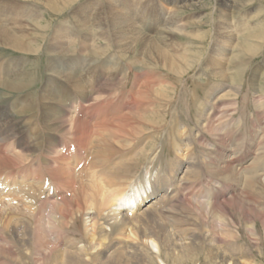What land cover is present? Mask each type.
I'll list each match as a JSON object with an SVG mask.
<instances>
[{"label":"bare ground","instance_id":"obj_1","mask_svg":"<svg viewBox=\"0 0 264 264\" xmlns=\"http://www.w3.org/2000/svg\"><path fill=\"white\" fill-rule=\"evenodd\" d=\"M35 1L37 2V0ZM43 1L47 3L51 10L57 13L64 7H69L68 5L74 0ZM57 2L60 3L61 6H58ZM224 2L225 6L228 5V0H224ZM100 4L102 3L100 2ZM110 5L111 1L107 0L105 5L100 6L102 8L100 13V7H92L91 5V24L89 15L85 12L84 7L80 6V8L78 7L74 10V17L76 19L74 18L75 20L73 21L77 22L76 27L79 29L88 28L91 30L93 27H96V31L106 36L104 38L108 40L104 46L105 48L98 47L100 53L106 51V48L110 44L109 35L111 36V32L119 27L122 38L118 41L114 40V44L118 43L121 50L132 54L130 61L128 60L127 64H124L125 68L122 67L125 69L124 71L112 64L110 73L106 71V67L103 69H98L96 67L97 71L90 76L88 73L92 69L91 64H84L83 61V63H79L78 58L71 59L72 63L70 65L69 63H65L64 65L66 67L63 68V65L60 64L57 56H55L63 49V43L58 41L54 49H49V52L54 50L55 53L47 58V68L49 74L51 73V78L49 77L50 82L40 88L38 94L41 95L37 97L38 94L34 96V93L31 92V88L35 82L33 78L35 70L33 71V69L36 68V64L30 63L31 60L27 62L28 58L26 57V59L23 60L25 61L24 63L13 62L4 65V70L2 71L3 79L1 77L0 87L6 88L11 93H18L17 97L10 103L15 105L19 104V113L24 111L27 112V114H25V119L21 121L25 126L12 131L9 135L5 133V127L3 126L4 116L0 113V189L4 190L8 188V191L6 190L8 193L5 195V198L12 199L17 203L14 208H8L9 202L0 198V207L2 211L0 225L4 227V233L9 235V238H5V242L7 243L6 246L2 249L0 248V258L9 259L13 264H28L29 262L30 264H99L100 258H105L102 264H121L120 260L123 258L127 259L133 255L140 256L139 254H144L145 252H150L152 257L159 262H162L160 259L162 258V254L164 257L167 256L170 259L181 260L184 258H192L200 252L203 254L202 256L207 258L208 262L213 264H246L242 256L244 258V256L248 254L239 255V252H237L238 255H234L232 251L228 249V243L218 238L215 233L208 237L207 245H204L203 238L199 234L193 235L194 237L192 236L189 238V242L185 243L182 241L183 238L175 236V230L172 228L168 230L167 224L160 222V216L150 220L146 218V222L144 221L145 223L140 220L144 215L147 216L148 211L146 209L149 210L150 208L161 206L160 210L163 212L161 200H163L162 197L166 194L168 195L167 210H170V208L174 206H179L182 209L185 208V199L182 198L180 191L179 195L175 193L176 190L174 188H171L170 191L168 189L169 193H166V187L162 189L161 179L158 178L160 174L157 176V180L155 179L157 185H155L154 182V184H150V180L146 175L141 180H138V176H135L134 172L147 158V156L145 157L146 154H144V148H146L147 145L145 140L147 138L145 137L147 132L141 129L142 126L138 128H133L134 125L129 126L131 123L130 115L132 113L133 116V112H143L147 116L145 118H150V120L165 113L166 107L171 103V90L168 91V87L164 85L169 80L167 79V81H165L163 78L156 80L155 78H157V76L154 78V76L150 75L151 73L149 74L146 70L149 66L154 65L155 68L159 67V71L161 68L165 67L168 70L176 72L175 74L178 75L181 72L179 71L181 66L174 64V62H176V56L183 57V55L178 54V52L175 53V48H169L170 37L175 35L173 26H177V23L175 24L176 21L174 22L169 19V16L168 18H163L161 15L158 16V14L153 13L139 19V23H141L142 19L145 18V21H142L144 27H154V22L157 21L155 25L159 27H157L158 32L156 33L154 31L153 34L156 35L154 38H158V41L150 43L148 41V34L142 33L141 31L142 24H139V27H137V22L132 21L141 16L137 14V10L132 4L130 5L131 10H128L130 13L129 17L127 16L128 18L121 10H109ZM115 6L122 9L124 4L118 1L115 2ZM26 8L28 9V7ZM26 8H24L26 15L23 17L35 22L37 20V15L30 9L26 10ZM5 10L4 4H0V44L7 45L13 48V50L24 54H32L35 52L32 48V40L27 44L22 39V34H19V36L15 35L16 27L12 26L13 24L11 21H7L8 19L6 18H9L10 14L5 13ZM87 17L89 18L87 19ZM220 18H222V16ZM12 20L16 22L15 18ZM129 26L130 32L137 38L136 44H140L142 47L141 53L137 50L135 37H132V41L134 42L133 46L124 43L129 40L128 35H125L127 34V30L124 28ZM68 28L70 27L58 29L60 30V37H64L65 40L69 39L71 44L75 36L71 31L67 30ZM175 28L180 30L178 27ZM230 32L231 31H228V34L223 31L221 34L219 33L222 37V44L226 39H231ZM197 34L198 40L202 39L204 36L201 35L199 31H197ZM53 35L55 36V33ZM23 36H25V34ZM100 38L101 36L99 35L97 39L101 40ZM245 41L246 40L243 42L240 41L239 43L241 45L238 43L237 47L243 49L241 52L244 54H253V52H251L252 45L249 44L248 41H246V43L249 45H246ZM93 43H95V41H93ZM148 45L149 47L147 48ZM213 53L215 54V62L213 60L210 66H214L218 70H215V72L213 70V74L208 76H211L213 82H222L221 85L223 86H225L223 83L233 79L232 81L236 85L231 90L236 93L241 91V76L246 69V67H242L245 61V58L242 57L244 54H236L238 62L232 61L233 71L231 72L232 76H229L223 72L226 63L224 61L226 57H228L229 51L225 50L224 45H221L218 47L214 46L212 54ZM121 56L125 58L123 55ZM187 57L188 56L184 57L187 63L185 69H181L182 72L192 66V61L189 62ZM223 57H225L224 61L221 60ZM15 60L18 59L15 58ZM113 60L115 59H108L106 64L107 69L108 65H110ZM120 60L122 61L121 57ZM221 61H223V64ZM122 62L124 63V61ZM26 64L30 65L27 69H23L22 66ZM140 64L144 66L141 68ZM81 65L85 66L83 67ZM134 65L136 66V71H139V73L136 71L133 73ZM53 72L58 76L59 80L71 82L73 85L72 93L69 94L64 91V95L69 98L67 103H62L63 96L58 97L60 95H58L56 90L58 88L60 89V85H56L55 80L53 81L54 78L57 79ZM128 76H132L133 81L128 88V94L120 98L121 104L113 106L112 102L107 98H105L106 105L104 107L101 103L89 106L84 103L95 98H101L102 92L106 91L103 89L105 87L114 86V84L118 82L117 78H122L121 81L125 78V82L127 83L128 78L126 77ZM101 83H103V85H101ZM126 83L122 84L125 85ZM42 93L47 99L54 103V106H44V110H41L43 116L38 118L36 116L37 113L34 114L33 111L35 108L40 109L38 104L44 98ZM229 94L230 93L224 91L218 100L223 97L226 98ZM192 97L194 98L193 95ZM193 98L192 103H194ZM207 98V91H205L202 95V99L206 101ZM214 102H217V100H214ZM256 102H259L258 99H256ZM262 103L264 104V101ZM202 104L200 103V105ZM209 110L211 111V107ZM210 111H206V108L203 106H194L192 109L194 117V119L191 120L193 121L192 128L200 125L205 132L214 133L208 123L210 119L208 113ZM133 118L137 119L136 116H133ZM91 121H95L97 124L92 126L90 125ZM146 122L148 123V121ZM27 126H30V129L26 132V136L16 139V142L7 143L10 138H16V134ZM128 128L132 130L130 131ZM32 130H35L36 134L34 138L30 140ZM189 131L191 132L190 129ZM198 133L201 134L202 130L199 129ZM135 139L138 140V143L139 141L142 143L136 147L135 150L137 151L134 155L133 153L126 152V150L131 148L134 141H136ZM4 144H7L9 147L3 146ZM14 150L18 151V153L13 154L18 157V159H13L11 162L10 156H12L11 152ZM22 151H36L37 153L30 157L21 156ZM43 151L46 153L45 158H41ZM2 152L7 154H3ZM90 155L91 157H89ZM108 156L111 158L108 159ZM7 159L8 163L6 162ZM155 160L156 155L150 159L148 163H154ZM160 160L162 159L159 158V161ZM168 163L169 161L166 164ZM159 166L163 167L161 165ZM182 167L192 169L194 165L183 162ZM145 170L146 172L148 171L147 168ZM219 171L227 172L226 167L223 166L219 167ZM77 172H79V179L76 176ZM160 172L161 170L159 169L157 174ZM182 174L184 175V173L178 170V173H174L173 175L169 173V177L174 180L173 182H176L179 181ZM248 179H250V177ZM85 185H88L89 188ZM26 186H30V188L27 192L22 193L24 195L23 197L28 198L30 193H32V198L30 196L29 203H22L26 215L28 214L27 216H29V218H27L28 222H26L23 213H20L23 209H19L21 204L18 198L21 194L20 191H23L20 190V188ZM150 187L152 188L151 192H149ZM217 192L218 191H215L212 196L207 197L204 204H206L207 208L215 203L221 204L220 206L214 205V209L218 210V215L220 216L228 215L226 212L227 210L222 206L225 205L224 202L217 201L219 197ZM12 193H14V196H10ZM10 203L12 204L11 201ZM243 206H241V208ZM16 208H18V211H15ZM255 208L256 207H254V210H256ZM79 218L85 219L83 224L84 230L78 229V225L76 227ZM223 219L224 217L222 220ZM26 224L29 226H26ZM139 227L142 229H138ZM220 227L221 226H219V229ZM251 227L253 232L254 225L251 224ZM27 228L30 229V234ZM135 229L138 230L134 233L133 231ZM115 232L120 233V236L113 238L115 244L112 246L113 250L110 251L111 248L109 247L110 245H108V243L111 242L110 234ZM159 232L162 235L161 240L157 236ZM222 240L224 241L223 245L220 244ZM103 245H105L103 252H97L99 247ZM124 248H128L129 250L124 252ZM113 251V255L115 256L107 258L106 256L110 253L112 254ZM31 254H35L36 258H32ZM152 259L153 258L149 260Z\"/></svg>","mask_w":264,"mask_h":264},{"label":"rangeland","instance_id":"obj_2","mask_svg":"<svg viewBox=\"0 0 264 264\" xmlns=\"http://www.w3.org/2000/svg\"><path fill=\"white\" fill-rule=\"evenodd\" d=\"M34 1L0 0V4H4V7L6 8L5 13L10 14L9 18H6L8 19L7 21H11L13 24L12 26L16 27L15 35L19 36V34H22L21 37L27 44H29L32 40V48L33 51L35 50V52H33L32 54H24L19 51L13 50V48H10L7 45L0 44V80L3 76L2 71L4 70L5 64H11L13 62L24 63L25 61L23 60L27 57V62L31 60L30 63L36 64V68L33 69V71L35 70V75L33 76L35 82L31 88V92H33L34 96H36L39 93L38 91L40 90V88L50 82L49 77L51 78V73L49 74L47 68V58L48 56H51V54L55 53L54 50L52 52H49V49H54L58 44V41L63 43V49H61V52L55 56H57V59L59 60L60 64L63 65V68L66 67L64 65L65 63H69V65L72 63L71 59L78 58L79 63L83 61L84 64H91V73H88L90 74V76L91 74H95L97 68L103 69L104 67H106V71L110 73V67L112 66V64H114V66L118 68L123 69V71L125 70L124 64H127L128 60L130 61V57L132 56V54H129L130 52L121 50L118 43L114 44V40L118 41L122 38V33L119 32V27L111 32V36L109 35L110 44L106 48V51L100 53L98 51V47L100 46L101 48H105L104 46L106 45V42L108 40L104 38L106 36L104 34L103 36L101 33L96 31V27H93L91 30L88 28L79 29L78 27H76L77 22L73 21L76 19L74 17V10L78 7L80 8V6H83L85 12H87L90 17H87V19H90L91 24V5L92 7H100L101 5H105L107 0H74L71 2V4L68 5L69 7H64L57 13L51 10L47 3L43 0H37L38 3ZM110 1L111 5L109 6V10H121L123 11L124 15H126V17H129L130 15L128 11L129 9L131 10L130 5L132 4L134 6V8L137 10V14L141 16L138 19L132 21L137 22V27H139V24H142L141 31L142 33L148 34V41L150 43L158 41V38H154L156 35L153 34L154 31L156 33L158 32L157 29L159 27L158 25H155L157 21L154 22V27H144V23L142 21H145V18L142 19L141 23H139V19L141 17H146V15L156 13L158 14V16L161 15V17L163 18H168L169 16V19L174 22L176 21L175 24L177 23V26H173L175 35L170 37L169 48H175V53L178 52V54L183 55V57L176 56V62H174V64H178L181 66V69H185L187 62L186 60H184V57L188 56L187 60L189 62L192 61V66L183 72L181 69H179V71L181 72L178 75L175 74L176 72L168 70L163 66L160 71L159 67L155 68L154 65L149 66V68L147 67L148 69L146 71H148L149 74L151 73L150 75L154 76V78L157 76V78H155L156 80L162 78L163 80L165 79V81H167V79L169 80L164 85L168 87V91L171 90V103L168 107H166L164 113L165 115L161 114L156 118H153V120H150V118H145L147 116L143 112H133V116H136L137 119L133 118L132 113L131 115L129 114L131 116H129L131 122L129 126L134 125L133 128L142 126L141 129L147 132L145 134V137H147L145 139L147 145L146 148H144V154H146L145 157L147 156V158L145 159L146 161L143 164L138 166V170L136 169V171L134 172L135 176H138V180H141L146 175V177L150 180V184L155 183V185H157V176L160 174L158 178L161 179L162 189L166 187L167 191L168 189L170 191L171 188H174L176 190L175 193L179 194L180 191L182 194V198L185 199L184 209L180 208L179 206H174L171 207L170 210H167L166 206L168 195L166 194L162 197L163 200H161L163 212L160 210L161 206L157 208H150L149 210L146 209L148 211L147 216L144 215V219L143 217H141L142 219L140 220L142 222H146V218L150 220L152 218L155 219L156 217L160 216V222L166 223L168 230L171 228L175 230V236L178 238H183L182 241L185 243L189 242V238H191L193 235L199 234L203 238L204 245H207L208 237L212 236V234L215 233L218 238H221L228 243V249H230L234 255L237 256V252H239V255L248 254L244 256V258L242 256V259H245L244 263L264 264V104L262 103L264 101V0H228V5L226 6L224 0ZM118 1L124 4V7L122 9H119L115 6V2ZM100 2L102 4H100ZM57 5L61 6V4L58 2ZM26 7H28V9L32 10L33 13L37 15V20L35 22L27 20L26 17H23L26 15L24 12V8ZM70 8L73 9L71 10ZM28 9L26 8V10ZM101 9L102 8L100 7L99 13L101 12ZM221 16L222 18H220ZM14 18L16 19V22H13L12 19ZM66 25L67 27H70L67 30L71 31V33L75 36L74 40L71 41V44L69 39L65 40L64 37H60L59 29L67 28ZM175 27H178L180 30H177ZM124 29L127 30V34L125 35H128L129 37V40L124 43L133 46L134 42L132 41V37H135V35L130 32V26ZM197 31H199L201 35H204L202 39H197ZM222 31L224 33L227 32V34L228 31H231V39H226L223 44L222 37L220 36ZM54 33L55 36L53 35ZM24 34L25 36H23ZM99 35L101 36V40L97 39ZM136 39L137 38L135 37V44ZM244 40L248 41L249 44L252 45L251 52H253V54H244L241 52V50L243 51V49L237 47L238 43L240 41L243 42ZM93 41H95V43H93ZM246 41L245 44L249 45L246 43ZM149 45L147 46V48L149 47ZM221 45H224L225 50L229 51L228 57H226V59L225 57L221 59L223 61L225 59L224 62H226L223 72H225L229 76H232V61L238 62V60L236 59V54H244L242 57L245 58V61L242 67H246V69L244 74H242L241 76L242 83L241 91H238L239 93L231 90L236 85L232 81L233 79L223 83L225 85L223 86L221 85L222 82H213L211 80V76H208L210 74H213V70L214 72L215 70H218L216 69V67L210 65L213 62L215 55L214 53L212 54L213 47H218ZM239 45L241 44L239 43ZM136 46L137 50H139V52L141 53V45L136 44ZM121 55H123L126 59ZM120 57L122 58V61H124V63L120 60ZM15 58L18 60H15ZM110 58L115 60H113L110 65H108L107 69L106 64L108 59ZM223 61H221L222 64ZM29 65L30 64H26L22 67L23 69H27ZM81 66L84 67L85 65ZM140 66L142 68L144 65L140 64ZM135 71L136 66L134 65L133 73ZM136 72L139 73V71ZM54 76L58 79V76H56L55 74ZM126 78H128L127 83L125 82V78L123 79V81H121L122 78H117L118 82H116L114 86L105 87L103 89L106 91L102 92L103 94L101 98H95L84 103L88 106L94 105L96 103H101V105L104 107L106 105L105 98H107L110 102H112L113 106L121 104L120 98L128 94V88L130 86V83L133 81L132 76H128ZM57 79L54 78L53 81L55 80L56 85H60V89L58 88L56 90L58 92V95H60L58 97L63 96L62 103H67V100H69V98L64 95V91L68 92L69 94L72 93L73 85L71 82H63ZM122 83L126 84L124 85ZM101 85H103V83H101ZM205 91H207L208 96L206 101L202 99V95ZM224 91L230 94L227 95L226 98L223 97L218 100V98ZM17 94L18 93L16 92L11 93L4 87H0V113L4 116L3 126L5 127V133L9 135L12 131L18 130L25 126L21 121L25 119L24 117L27 112L23 111L19 113V104L15 105L10 103L17 97ZM40 95L41 94H38L37 97H40ZM192 95L194 96V98L192 97ZM192 98L194 103H192ZM213 99L217 100V102H214ZM256 99H258L259 102H256ZM199 102L203 104L200 105ZM53 104L54 103L52 101L44 96V98L38 104V106H40V109L35 108L33 113H37L36 116L38 118H41L43 116L41 110H44V106L51 107L54 106ZM196 105L203 106L204 108H206V111H210L209 109L211 107V111L208 113L210 116L208 123L214 133L205 132V130L200 125L198 127L194 126L192 128L193 121L191 120L194 119L192 109ZM143 120L148 121V123L145 121L147 123L146 124ZM96 124L97 123L95 121H91L90 125L95 126ZM29 129L30 126H27L16 134V138H10L7 143L16 142V139H19L22 136H26V132L29 131ZM189 129L191 130V132L189 131ZM199 129L202 130L201 134L198 133ZM128 130L131 131L132 129L128 128ZM35 134V130H32V136L30 140L34 138ZM141 143L142 142L140 141L138 143V140L134 141L131 148L126 150V152L133 153L135 155V152L137 151L135 149L137 146L141 145ZM3 146L9 147L7 144H4ZM5 152L2 153L7 154ZM11 153V162L13 159H18V157L13 155L15 153H18L17 150H14ZM35 153L37 152L22 151L21 156L30 157L34 156ZM45 154L46 153L43 151V153L41 154V158H45ZM155 155L156 160L154 161V163L149 164L148 161ZM89 157H91V155ZM110 158L111 157L108 156V159ZM159 158L162 160L159 161ZM168 161L169 163L166 164ZM6 162L8 163V159L6 160ZM183 162H187L191 165L193 164L194 167L192 169L184 168L182 167ZM159 165L163 167H160ZM221 166L226 167L227 172H220L219 167ZM146 168L148 169L147 172L145 170ZM157 168L158 170H161V172L158 174ZM178 170L184 173V175L182 174L181 178H179V181L173 182L174 180L169 177V173L173 175L174 173H178ZM78 174L79 172H77V178ZM249 177L250 179H248ZM85 186L88 187V185ZM29 188L30 186L20 188V190L23 191H20L21 194L18 197L20 199L19 203L21 204H19V209L24 208L22 203H29L30 196L32 198V193H30L28 198L23 197L24 195L22 194L23 192H27ZM6 190L8 191V188L4 190L0 189V198H2V200L6 202H9L8 208H14L17 203L12 199L5 198V195L8 193ZM151 191L152 188L150 187L149 192ZM167 191L166 193H169V191ZM215 191H218L217 193L219 195L217 201L222 203L224 202L225 205L222 206L225 210H227L226 212L228 213V215L220 216L218 215V210L214 209V205L220 206L221 204L215 203L212 204L209 208H207L206 204H204L205 200H207V197L212 196ZM10 196H14V193H12ZM10 201L12 202V204L10 203ZM241 206H243L244 208H241ZM254 207H256L255 209L258 211L254 210ZM259 209H262L263 212ZM23 210H21L20 213H23L26 222H28L27 218H29V216H27L28 214L26 215L25 210ZM15 211H18V208H16ZM1 213L2 211L0 207V219ZM223 217L224 219L222 220ZM84 220V218H79V221H77L76 224V227L78 225V229L84 230ZM251 224L254 225L253 232ZM26 226L29 225L26 224ZM219 226H221L220 229ZM223 226L224 229L222 230ZM3 229L4 227L0 225L1 249L4 248L7 244L5 242V238H9V235L5 234ZM138 229L142 228L139 227ZM138 229H135L133 232L135 233V231ZM250 230L252 233L250 232ZM27 231L30 234L29 228H27ZM115 233L110 234L111 242L108 243V245H110L109 247L111 248L110 251L113 250L112 246L115 244V240L113 238L120 236V233ZM157 236L160 240L162 239V235L160 232L157 234ZM223 240L222 243H220L221 245L224 244ZM104 249L105 245L99 247L97 252H103ZM127 250L129 249L124 248V252H126ZM113 254L114 251L112 254L110 253L106 257L109 258L110 256H115ZM198 254L192 258H184L181 260L170 259L167 256L164 257V255L162 254V258H160L162 262H159L154 257H152V254L150 252H145L144 254H139L140 256L133 255L130 258H123L120 261L121 264H123V262L124 264H213L208 262L207 258L202 256V253L199 252ZM31 256L32 258H36L35 254H31ZM150 257L153 259L149 260L151 259ZM104 259L105 258H100L99 264H102V262L105 261ZM0 264H13V262H11L9 259L1 257ZM28 264H30V262Z\"/></svg>","mask_w":264,"mask_h":264}]
</instances>
